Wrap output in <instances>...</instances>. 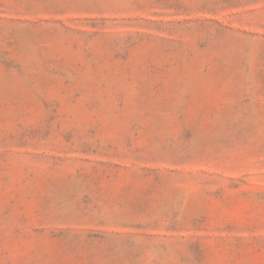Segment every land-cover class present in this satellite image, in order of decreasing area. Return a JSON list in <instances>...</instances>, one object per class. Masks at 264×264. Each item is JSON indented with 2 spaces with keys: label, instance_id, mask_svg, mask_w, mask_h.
Listing matches in <instances>:
<instances>
[{
  "label": "rangeland",
  "instance_id": "obj_1",
  "mask_svg": "<svg viewBox=\"0 0 264 264\" xmlns=\"http://www.w3.org/2000/svg\"><path fill=\"white\" fill-rule=\"evenodd\" d=\"M0 264H264V0H0Z\"/></svg>",
  "mask_w": 264,
  "mask_h": 264
}]
</instances>
